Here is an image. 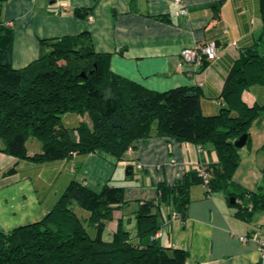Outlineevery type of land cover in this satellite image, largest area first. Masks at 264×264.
Returning <instances> with one entry per match:
<instances>
[{
	"label": "trees",
	"instance_id": "1",
	"mask_svg": "<svg viewBox=\"0 0 264 264\" xmlns=\"http://www.w3.org/2000/svg\"><path fill=\"white\" fill-rule=\"evenodd\" d=\"M8 1L0 0V153L35 162L93 153L122 160L139 140L165 136L212 146L219 161L205 165L207 177L199 165L174 184H157L156 199L137 201L132 229L119 219L117 229L109 230L115 212L128 205L124 186L107 184L96 190L74 179L43 219L0 231V264H186V250L165 247L156 237L168 225L164 206H172V218L176 213L185 220L192 190L202 185L208 194L224 192L230 201L234 197L231 204L244 220L264 207L263 186L252 191L234 180L241 162L235 142L246 133L249 145L253 121L264 114V105L250 107L242 98L252 85H264V54L253 47L241 53L222 91L224 106L207 115L198 86L157 91L114 73L111 55L95 50L89 31L44 39L42 56L15 68V30L3 19ZM260 12L264 27V0ZM76 13L86 17L78 9ZM158 17L170 20L168 15ZM212 61L204 60L200 68ZM69 113L89 121L68 126L63 118ZM32 137L43 151L31 156L27 142ZM18 165L7 174H16Z\"/></svg>",
	"mask_w": 264,
	"mask_h": 264
},
{
	"label": "crops",
	"instance_id": "2",
	"mask_svg": "<svg viewBox=\"0 0 264 264\" xmlns=\"http://www.w3.org/2000/svg\"><path fill=\"white\" fill-rule=\"evenodd\" d=\"M182 1L188 9L186 15L174 0H10L3 19L15 30L13 66L24 68L39 59L44 39L89 31L95 50L111 55L114 73L157 91L198 86L204 92L203 112L218 114L225 104L222 91L235 60L250 47L264 54L260 0ZM77 9L86 17L78 15ZM159 15H168L170 20ZM209 41L218 43L219 58L205 69L182 61L183 48ZM242 98L250 107L264 105V85H252ZM63 119L73 127L89 121L75 113ZM260 121L264 122V115ZM261 127L259 135H251L250 144L240 149L234 180L252 191L263 186L264 192V125ZM27 148L31 156L43 151L42 143L33 137ZM218 161L212 146L165 136L139 140L122 160L93 153L35 162L0 153V231L43 219L74 179L96 190L107 184L124 186L128 205L115 212L109 230L117 229L119 219L132 229L137 223V201L156 199L157 184H174L189 169ZM16 163L18 172L7 174ZM172 213V206L162 208L168 225L158 239L165 247L186 250V264H264L258 243L240 238L264 231V207L251 220H244L236 215L237 208L224 192L208 194L204 186L197 185L186 219L172 218Z\"/></svg>",
	"mask_w": 264,
	"mask_h": 264
},
{
	"label": "built area",
	"instance_id": "3",
	"mask_svg": "<svg viewBox=\"0 0 264 264\" xmlns=\"http://www.w3.org/2000/svg\"><path fill=\"white\" fill-rule=\"evenodd\" d=\"M176 4L181 6L180 13L181 14H188V9L184 5L182 0H174ZM89 19H93V16L90 14ZM181 59L183 62L186 63H192L195 64L196 66L200 67L204 60H216L219 58V47L217 44L212 41V42H207V43H200L196 44L194 46H189L185 47L182 49L180 53ZM133 148L130 147L129 150H132ZM139 169L143 168L142 164H137ZM201 172L205 177L208 176L207 173V167L201 166ZM174 218H177L176 213H174ZM161 235V232L159 231L156 235V237H159ZM241 240L242 241H248L249 239L255 240L258 245L259 249L264 257V231H252L250 233L241 235Z\"/></svg>",
	"mask_w": 264,
	"mask_h": 264
},
{
	"label": "rangeland",
	"instance_id": "4",
	"mask_svg": "<svg viewBox=\"0 0 264 264\" xmlns=\"http://www.w3.org/2000/svg\"><path fill=\"white\" fill-rule=\"evenodd\" d=\"M264 115V114H263ZM263 115H261V116H258L254 121H253V124H252V126H251V129H250V131H251V135H252V137L253 138H256L258 135H259V133L262 131V127H261V125H264V122L263 123H261V124H259L261 121V118L263 117ZM238 169V168H237ZM237 171V170H236ZM236 173V172H235ZM234 176H235V174H234ZM235 179V178H234ZM126 222H128V219H126Z\"/></svg>",
	"mask_w": 264,
	"mask_h": 264
},
{
	"label": "water",
	"instance_id": "5",
	"mask_svg": "<svg viewBox=\"0 0 264 264\" xmlns=\"http://www.w3.org/2000/svg\"><path fill=\"white\" fill-rule=\"evenodd\" d=\"M248 137L249 135L248 134H243L236 142V146L239 148V149H242L243 147L246 146L247 142H248ZM231 202L234 203L235 202V198L232 197L231 198Z\"/></svg>",
	"mask_w": 264,
	"mask_h": 264
}]
</instances>
